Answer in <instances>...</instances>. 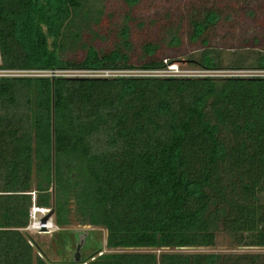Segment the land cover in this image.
<instances>
[{
	"label": "trees",
	"instance_id": "16d2710c",
	"mask_svg": "<svg viewBox=\"0 0 264 264\" xmlns=\"http://www.w3.org/2000/svg\"><path fill=\"white\" fill-rule=\"evenodd\" d=\"M106 2L0 0V70L162 71L173 61L160 45L179 49L184 20L203 47L189 64L224 70L207 38L217 11L134 46L135 20L112 22ZM103 18L109 49L96 44ZM248 60L226 68L264 71V53ZM32 208L53 209L56 234L93 238L74 221L103 229V244L49 258L24 231ZM219 233L264 249V77H0V264H264L176 251L212 248Z\"/></svg>",
	"mask_w": 264,
	"mask_h": 264
},
{
	"label": "rangeland",
	"instance_id": "374dc122",
	"mask_svg": "<svg viewBox=\"0 0 264 264\" xmlns=\"http://www.w3.org/2000/svg\"><path fill=\"white\" fill-rule=\"evenodd\" d=\"M205 9H212L220 15V21L216 27L207 32V38L209 47L220 55L224 70L204 73L189 64L190 59L198 58L203 47L200 43L190 44L187 41L188 24L186 20L181 24V36L183 38L179 49L170 50L160 45L158 56L162 59L172 60V64H168L171 65L172 69H178L183 74L188 73V75L205 74L207 75L206 77L212 78L264 77V72H259L258 70H231L226 68L227 66L229 67L230 60L238 55H245L248 60L255 54L264 53V0H140L132 9L124 6L122 0H107L105 3V12L113 13L114 15L112 22H117L119 15L129 13L130 17L135 20V24H142V26L132 25L130 39L134 46H141L149 41L161 44L165 30L168 27L176 26L185 18L184 16L188 15V12L193 11L201 14ZM109 25V20H104L103 18L98 30L103 35L106 34V40L97 41L98 47L109 49L111 38L109 33L105 32L106 27H109ZM80 57V55L77 56V58ZM34 209L36 208H32L30 211L29 226L24 231L49 258L61 261L72 259L74 254L70 246L76 240H79V244H75V248L76 245H83L80 251L82 256H86L90 252L89 250L99 249L97 243L103 244L105 239V231L103 229L92 228L87 224L79 227L80 225L77 223L74 225L76 221L69 228L90 231V233H93V238L91 236L85 237L84 235L79 238L77 233L56 234L59 229L54 225V212L47 220V223L52 225L50 229H31L35 224L40 223V219L47 214V211L38 213ZM176 251L182 253L240 254L256 252L264 254V249L233 246L231 239L223 233L217 234L215 245L212 248L181 249Z\"/></svg>",
	"mask_w": 264,
	"mask_h": 264
},
{
	"label": "built area",
	"instance_id": "2783aa9c",
	"mask_svg": "<svg viewBox=\"0 0 264 264\" xmlns=\"http://www.w3.org/2000/svg\"><path fill=\"white\" fill-rule=\"evenodd\" d=\"M209 72V71H201ZM264 72V71H259ZM71 77V78H107L117 76H149V77H206L207 75H188L178 69H172L171 65L162 71H36V70H0V77ZM257 77V76H256ZM47 224V222L45 223ZM34 225V224H33ZM44 225V224H42ZM49 229V228H48Z\"/></svg>",
	"mask_w": 264,
	"mask_h": 264
},
{
	"label": "bare ground",
	"instance_id": "6f19581e",
	"mask_svg": "<svg viewBox=\"0 0 264 264\" xmlns=\"http://www.w3.org/2000/svg\"><path fill=\"white\" fill-rule=\"evenodd\" d=\"M34 210L36 211L37 209H34ZM45 211H47V210H45V209H39V210H37L38 213H43V212H45ZM44 224H45V223H44ZM51 227H52V225H50L49 223L45 224L44 226H42V223H38V224H35L33 227H31V229H37V228H38V229H39V228H40V229H42V228H43V229H44V228H45V229H46V228H47V229H48V228L50 229Z\"/></svg>",
	"mask_w": 264,
	"mask_h": 264
},
{
	"label": "water",
	"instance_id": "95a60500",
	"mask_svg": "<svg viewBox=\"0 0 264 264\" xmlns=\"http://www.w3.org/2000/svg\"><path fill=\"white\" fill-rule=\"evenodd\" d=\"M47 214L44 215L41 219H40V223L44 224L47 222V220L50 218V216L53 214V209H49L47 210L46 212ZM74 261H77V260H74ZM76 263V262H75Z\"/></svg>",
	"mask_w": 264,
	"mask_h": 264
}]
</instances>
